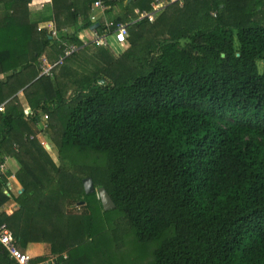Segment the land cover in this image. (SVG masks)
Segmentation results:
<instances>
[{"label": "trees", "instance_id": "obj_1", "mask_svg": "<svg viewBox=\"0 0 264 264\" xmlns=\"http://www.w3.org/2000/svg\"><path fill=\"white\" fill-rule=\"evenodd\" d=\"M32 1L0 0V153L18 162L22 187L0 223L17 248L40 261L47 244L64 264H90L86 249L101 250L118 214L137 243H154L149 264H264V0H187L153 23L133 12L153 0H128L112 21L128 23L127 49L104 55L72 96L61 65L39 72L41 57L54 64L63 50L30 23ZM51 1L57 29L75 27L61 38L80 45L76 23L94 2L108 13L126 0ZM86 177L114 208L84 193ZM8 201L0 190V207ZM0 264H15L1 248Z\"/></svg>", "mask_w": 264, "mask_h": 264}, {"label": "crops", "instance_id": "obj_2", "mask_svg": "<svg viewBox=\"0 0 264 264\" xmlns=\"http://www.w3.org/2000/svg\"><path fill=\"white\" fill-rule=\"evenodd\" d=\"M94 3L92 4V6L89 7V9L87 11L86 18L80 17L77 20L76 28H78V27L82 28L83 27L81 30H79L75 34V37L78 40V42H80V44H81V41H88L89 42L91 40L94 32H99L101 29H103V25L105 22L113 21L114 19H117V18H123L126 15L125 10L128 7V0L121 1L112 7L108 6L107 7L108 13H107L105 6L102 2L101 3L104 6V10L95 8ZM133 12H134V15L136 14V18H137L138 17L137 13H139V10L135 8L133 10ZM29 13H30L29 14L30 23L35 25L37 27L38 31H43L44 33L47 34V26L48 25H53L57 29L56 22L54 19V15H53V8H52V1L51 0H33L29 6ZM4 16H5V9L2 5H0V18H2ZM131 17H132V15L131 16L128 15V19H130ZM88 21H89V24H88ZM124 24H128V23H124ZM84 25H87V26L84 28ZM39 28H41V30H39ZM58 31L61 34L73 33L75 31V27L65 26L61 30H58ZM74 45H77V44H74ZM114 47H115V45L112 44V47H105V48H94L92 45H88L86 47L79 48V50L77 51L78 53L85 51L86 49H93L94 50V51L89 52V55H86V58H84L85 62H87V64L83 61L82 64L77 65L76 67L75 66H71V67H69V66L65 67L64 66L62 69L59 68L57 70V74L59 76V79L63 83H66L68 86L70 84L75 83L76 79H81V77H85L87 80L88 79L87 74L85 76V74H83L80 71V69H84L85 72L88 74H93L95 67H99V65L103 64L104 55H109L112 52V49ZM118 48L121 51L120 54H122L127 49V48H123V47H118ZM97 49L103 50L102 56L97 55V52H96ZM120 54H118V56H120ZM91 64L94 65V68L90 67ZM3 77L4 76L2 74H0V79H2ZM85 85H87V82H85ZM18 99H19L20 105L22 106L24 111L26 109H30L28 107L27 102H26L22 93L18 94ZM36 128H37V130L42 129L40 127V124L36 125ZM41 137L42 136L40 134L37 135V139L42 144V143H44V141L41 139ZM44 148H45V146H44ZM3 158H5L4 161H3ZM1 163H3L5 165L4 167L6 169V172H5L4 177H3V181L4 180L6 181L5 183H6V186L8 188V195H6V196L9 198V201L7 203H5L4 205H2L0 207V210L5 211V212L6 211H14L15 209H17V204L15 202V199L22 192V187L20 186V184L18 183V181L16 180V178L14 176L15 172L19 168V164L14 158L10 157L9 155H7L5 153H0V164ZM39 247H40V251L43 253L44 257L49 255V252L47 251L48 250L47 244H42ZM39 247L30 246L28 248V251L35 252Z\"/></svg>", "mask_w": 264, "mask_h": 264}, {"label": "built area", "instance_id": "obj_3", "mask_svg": "<svg viewBox=\"0 0 264 264\" xmlns=\"http://www.w3.org/2000/svg\"><path fill=\"white\" fill-rule=\"evenodd\" d=\"M185 1L187 0H153L150 11L137 13V20L145 19L149 23H153L167 7L175 4L182 6ZM94 7L104 10V6L100 1L95 2ZM127 27L128 25L124 23L113 24L112 21H107L104 23L103 29L100 32L93 33L89 42L81 41L80 45H74L71 41L69 42L62 39V34L53 25H48L47 34L49 38L56 41L58 45L62 47L63 53L58 57L54 64L48 62L45 57H41L38 61L40 74L46 77H52L54 67L62 65L63 61L67 57L76 53L79 48H83L88 45H92L94 48H105L112 47L113 44L124 48L127 45ZM39 30H41V28H39ZM0 112H3V106H0ZM24 113L26 117L34 116L29 109H26ZM47 119V115H42L41 118H39L37 125H44ZM43 129H46V126H44ZM42 145L45 146L47 144L42 143ZM4 160L5 158H3V161ZM2 164L3 163L0 164V190L3 194L8 195V188L6 185H3V177L6 169L4 167L5 165ZM1 211L2 210H0V213ZM0 248L15 264H64V261L68 258L67 254L63 253L61 255H47L40 261H32L26 253L21 252L17 248L11 230L4 223H0Z\"/></svg>", "mask_w": 264, "mask_h": 264}, {"label": "rangeland", "instance_id": "obj_4", "mask_svg": "<svg viewBox=\"0 0 264 264\" xmlns=\"http://www.w3.org/2000/svg\"><path fill=\"white\" fill-rule=\"evenodd\" d=\"M111 40V39H110ZM128 46L126 45L124 48H127ZM94 51L93 49H86L85 51L82 52H77L74 53L71 58L67 57V60L60 69H62L64 66L65 67H71V66H77L82 64V62H85L86 55H89V52ZM97 55L102 56L103 55V50L97 49L96 50ZM121 51L120 49L115 46L112 49V52L109 54L111 57H117L118 54H120ZM92 55V54H91ZM121 55V54H120ZM70 58V59H69ZM87 64V62H85ZM101 66V65H99ZM90 67L94 68V65L91 64ZM80 71L88 76V80H92L91 74H88L85 72L84 69H80ZM85 77H81V79H76L75 83L70 84L68 86V96L73 95V89H81V90H87V85H85V82H87ZM44 126H46V123L44 125H40V127L43 129ZM48 129V128H47ZM48 129V133H49ZM41 139L44 141L45 144L49 145L47 141V138L41 137ZM46 140V141H45ZM50 146V145H49ZM51 157V159L55 162L58 163V160L56 158V149L55 147L50 146L48 150H46ZM97 166L98 168L105 169V162L103 159H99L97 161ZM98 189V188H96ZM97 197V194H96ZM116 215V214H113ZM109 229L106 230L105 233V240L103 242V246H101V250L99 247H95L93 250L92 247L86 249V253L91 255L90 264H95V257L93 256L94 253L98 256L103 257V263H107L106 260L108 261V264H149L153 260V251H154V243H148L145 245H141L136 242V239L134 237V232L132 230H129L127 227L125 221L117 214L115 216L110 224L108 226ZM48 246V245H47ZM119 250V251H118ZM49 252V247L48 250ZM94 252V253H93Z\"/></svg>", "mask_w": 264, "mask_h": 264}, {"label": "water", "instance_id": "obj_5", "mask_svg": "<svg viewBox=\"0 0 264 264\" xmlns=\"http://www.w3.org/2000/svg\"><path fill=\"white\" fill-rule=\"evenodd\" d=\"M50 148L49 145H45V149L48 150ZM83 190L85 194L96 193L102 208L104 211L111 210L114 208L112 200L110 199L109 195L103 188L96 189L90 177H86L82 180ZM82 204V203H81Z\"/></svg>", "mask_w": 264, "mask_h": 264}]
</instances>
